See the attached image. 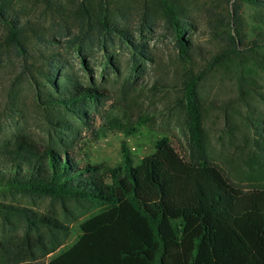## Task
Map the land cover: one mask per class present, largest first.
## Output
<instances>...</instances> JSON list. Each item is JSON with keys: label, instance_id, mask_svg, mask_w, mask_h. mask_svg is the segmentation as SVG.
<instances>
[{"label": "trees", "instance_id": "trees-1", "mask_svg": "<svg viewBox=\"0 0 264 264\" xmlns=\"http://www.w3.org/2000/svg\"><path fill=\"white\" fill-rule=\"evenodd\" d=\"M10 1L0 0V18L8 21L4 37L24 47L27 33L37 30L29 20L8 18ZM238 1L232 12L235 35L229 36L233 48L244 49L238 91L244 101L253 95L264 99L258 83L264 75V19L250 40L237 21L240 3L264 9V0ZM157 2L179 28V50L189 54L193 43L184 12L175 0ZM96 21L126 35L125 27L106 16ZM85 22L91 23L88 18ZM84 37L91 34L87 31ZM54 55H44L43 64L33 66L36 74L31 72L47 137L37 139L24 129L0 136V184L25 195L72 199L97 210L79 222L76 240L61 249L70 235V221L85 213L82 209L78 215L64 216L0 202L5 219L22 223L13 233L0 231V264H264V136L257 144L262 153L242 151L240 161L230 160L232 167L226 171L214 163L203 128L206 112L198 90L202 76L188 69L181 83L189 160L161 137L137 162L124 140L120 166L92 162L74 151V135L78 122L89 125L90 111L98 110L106 94ZM243 119L242 124H258L252 113ZM142 121L111 117L107 129L132 136Z\"/></svg>", "mask_w": 264, "mask_h": 264}, {"label": "rangeland", "instance_id": "rangeland-1", "mask_svg": "<svg viewBox=\"0 0 264 264\" xmlns=\"http://www.w3.org/2000/svg\"><path fill=\"white\" fill-rule=\"evenodd\" d=\"M175 1L184 12L183 21L188 22L187 32L193 43L189 54L179 50V28L167 20L157 0H11L8 18L31 21L37 33H27L24 47L13 44L4 37L8 21L0 18V136L24 129L37 139L47 137V123L37 105L31 74H36L34 65L43 64L44 55L58 54L85 82L94 80L106 94L98 110L90 111L89 125L76 121L79 132L74 135V151L92 162L120 166L123 140L137 162L153 151L154 142L161 137H167L189 160L191 147L181 83L188 69L202 76L198 90L206 112L203 128L213 162L226 171L232 167L230 160L240 161L242 151L262 153L257 144L264 136V99L256 95L245 101L240 98L239 59L244 49L233 48L229 38L235 35L232 12L233 4L239 1ZM103 16L125 27L126 35L111 29V24L101 27L96 20ZM263 19L264 9L240 3L237 21L248 40L256 35L254 27ZM87 31L90 38L84 37ZM185 37L189 40V35ZM258 83L264 94L263 74ZM248 112L258 124H242ZM226 113L235 119L228 120ZM111 117L143 121L137 133L128 136L107 129V118ZM241 167L246 168L243 164ZM236 169L239 171V167ZM0 202L64 216L78 215L82 209L85 213L70 221V235L61 249L76 240L79 222L97 210L81 207L72 199L25 195L2 184ZM21 227L16 218L5 219L0 214V231L9 234ZM57 253L59 250L53 255Z\"/></svg>", "mask_w": 264, "mask_h": 264}]
</instances>
